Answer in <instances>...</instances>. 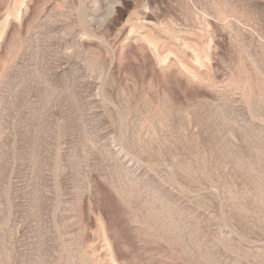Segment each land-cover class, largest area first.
Listing matches in <instances>:
<instances>
[{
	"label": "rangeland",
	"instance_id": "374dc122",
	"mask_svg": "<svg viewBox=\"0 0 264 264\" xmlns=\"http://www.w3.org/2000/svg\"><path fill=\"white\" fill-rule=\"evenodd\" d=\"M0 264H264V0H0Z\"/></svg>",
	"mask_w": 264,
	"mask_h": 264
}]
</instances>
